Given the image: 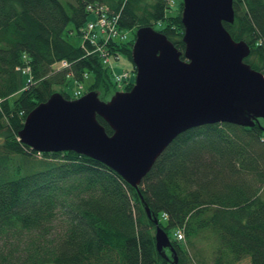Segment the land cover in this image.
Listing matches in <instances>:
<instances>
[{"label":"trees","instance_id":"1","mask_svg":"<svg viewBox=\"0 0 264 264\" xmlns=\"http://www.w3.org/2000/svg\"><path fill=\"white\" fill-rule=\"evenodd\" d=\"M96 4L120 14V31L150 27L183 57L182 0H74L66 7L59 0H0V264H171L155 249L153 219L177 264H264L262 120L179 135L137 189L87 157L39 154L19 141L26 116L59 93L55 87L91 79L86 93L101 102L119 92L100 54L81 46V30L95 19L87 6ZM232 6L234 21L223 27L249 47L243 62L264 76V0ZM73 33L78 44L68 40ZM134 39L111 42L108 52L132 65ZM61 62L68 67L59 69ZM132 86L123 83V92Z\"/></svg>","mask_w":264,"mask_h":264},{"label":"water","instance_id":"2","mask_svg":"<svg viewBox=\"0 0 264 264\" xmlns=\"http://www.w3.org/2000/svg\"><path fill=\"white\" fill-rule=\"evenodd\" d=\"M232 5L233 0H182L183 57L162 34L138 29L130 51V91L102 102L94 91L74 100L54 93L26 116L19 141L39 154L87 157L137 189L179 135L220 123L264 122V76L243 62L249 47L223 27L234 21ZM144 210L152 219L149 208ZM152 221L155 249L164 259L168 250L171 264H177L168 236Z\"/></svg>","mask_w":264,"mask_h":264},{"label":"built area","instance_id":"3","mask_svg":"<svg viewBox=\"0 0 264 264\" xmlns=\"http://www.w3.org/2000/svg\"><path fill=\"white\" fill-rule=\"evenodd\" d=\"M86 13L89 15H94L95 19L89 21L81 30V46L83 48L89 47L92 48V52L100 54V58L104 66L108 67L111 70L112 77L118 85L119 92L123 91L122 84L130 83V75L132 71H123L121 74H113L112 62L119 61L121 56L112 55L108 52V47L111 42L119 43L128 41V36L126 32H122L118 29V21L120 19V14L111 12L110 9L104 5L96 4L87 6ZM59 69H65L68 67L67 63L61 62ZM29 72L28 68L23 70V74ZM133 75V73H132ZM84 79H87V76H83ZM77 86V90L73 94L74 99H78L82 95V83L74 82ZM178 240L182 239L181 233H175Z\"/></svg>","mask_w":264,"mask_h":264},{"label":"rangeland","instance_id":"4","mask_svg":"<svg viewBox=\"0 0 264 264\" xmlns=\"http://www.w3.org/2000/svg\"><path fill=\"white\" fill-rule=\"evenodd\" d=\"M61 2V4H63L65 7L69 4V3H73L74 0H59ZM93 19V16H90L89 17V20H92ZM72 26L69 25L67 27V29H71ZM127 32V31H125ZM134 35L135 33H133L132 31H129L127 32V36H128V40L130 41L132 38H134ZM69 42H71L72 44H78V40H77V36L75 33H73L71 35V37H69ZM112 68H113V74H121L123 71H130L129 70V67H131V64L125 59V58H120L119 61H116V62H112ZM130 79L131 81L134 82V75H130ZM91 83V79H87L84 81V83L81 85L82 86V95H84V93H86L87 91V88H88V85ZM77 90V86L74 84V83H70V85H65V86H61V87H55V91L57 92H64L66 94H68V96L72 97L74 92ZM201 250H203V253L205 256H207L208 254V249H209V246H207L206 244L205 245H202L200 246ZM165 253H167L168 256H170V253L168 250L165 251ZM204 256V257H205ZM239 264H249V259H245L243 261H241Z\"/></svg>","mask_w":264,"mask_h":264},{"label":"crops","instance_id":"5","mask_svg":"<svg viewBox=\"0 0 264 264\" xmlns=\"http://www.w3.org/2000/svg\"><path fill=\"white\" fill-rule=\"evenodd\" d=\"M130 63V62H129ZM132 66V65H131ZM132 69V67H129V70Z\"/></svg>","mask_w":264,"mask_h":264}]
</instances>
